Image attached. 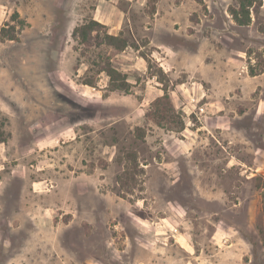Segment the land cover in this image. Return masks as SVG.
I'll list each match as a JSON object with an SVG mask.
<instances>
[{
  "label": "rangeland",
  "instance_id": "1",
  "mask_svg": "<svg viewBox=\"0 0 264 264\" xmlns=\"http://www.w3.org/2000/svg\"><path fill=\"white\" fill-rule=\"evenodd\" d=\"M236 5L0 0V30L17 25L0 37V264H264V0L245 25Z\"/></svg>",
  "mask_w": 264,
  "mask_h": 264
},
{
  "label": "trees",
  "instance_id": "2",
  "mask_svg": "<svg viewBox=\"0 0 264 264\" xmlns=\"http://www.w3.org/2000/svg\"><path fill=\"white\" fill-rule=\"evenodd\" d=\"M255 0H238V5L235 7H231V14L234 17L235 21L241 25L248 24V21L250 20V6L253 4ZM14 17L19 18L20 14L19 12H15ZM243 16L247 17V19H244ZM21 22V28L24 27L26 24L25 21ZM8 27L4 26L0 30V37L10 40H15L17 38V25H9ZM104 27V24L101 22L93 19L91 21H88L87 23L80 25L76 27L73 31V35L81 38V41L84 43H91L93 40L91 34L94 31H98L100 28ZM105 39L110 45L116 46L118 49H123L127 46H134L136 47V44L128 42L126 39L122 40L119 36L112 35V34H105ZM103 70L107 73V75L110 78V83L113 84L117 80H120V76L122 75L111 63H108L106 67L103 68ZM161 103L170 104L172 106L171 98L169 95V91L167 87H164V94L161 97H158L155 100V104L160 105ZM174 109V107H172ZM138 130H141V127H137ZM141 137H144V135H141ZM4 132H0V140L4 141Z\"/></svg>",
  "mask_w": 264,
  "mask_h": 264
}]
</instances>
